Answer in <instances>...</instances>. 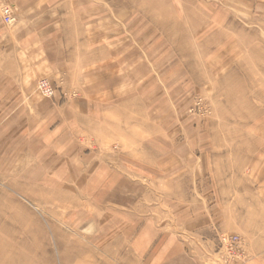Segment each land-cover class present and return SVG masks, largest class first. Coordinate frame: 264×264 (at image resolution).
Instances as JSON below:
<instances>
[{"label":"rangeland","instance_id":"374dc122","mask_svg":"<svg viewBox=\"0 0 264 264\" xmlns=\"http://www.w3.org/2000/svg\"><path fill=\"white\" fill-rule=\"evenodd\" d=\"M90 1L92 11L77 19L69 10L84 9V1L74 6L70 0L58 1L51 6L56 15L39 18L38 24L64 26L61 43L70 66L40 75L34 93L84 105L85 90L92 89L97 96L89 99L119 101L123 120L139 124L141 141L171 139L175 148L189 139L193 152L212 155L205 160L204 192L156 193L150 200L167 204L156 215L161 223L174 220L171 208L177 211L187 202L196 214L191 198H197L200 219L180 217L178 225L188 235L182 243L194 264H264V191L259 192L264 177L258 167L262 157L264 163V0ZM5 5L12 7L10 23L1 16ZM20 12L15 0H0V43L9 38L4 34L18 23ZM118 13L126 15L124 21H118ZM113 25H121L123 33L117 35ZM121 37L125 47L117 59L121 50L111 42ZM104 53L108 66L99 64ZM21 59L0 47V81ZM102 67H109L110 75L118 71L113 96H100L101 81L80 79L99 74ZM42 80L48 81L50 96L39 90ZM12 131L0 139L23 142L29 137L26 129L20 137ZM77 142L82 153L97 149L96 136L83 129ZM110 148L109 156L115 157L116 144ZM250 170L253 190L246 192ZM20 172L0 174V264H144L135 255L140 242L127 230L133 220L128 208L139 193L124 196L121 204L127 210L113 207L103 213L101 201L84 192L79 177L67 181L33 175L37 171L22 177ZM230 184L236 192H229ZM190 219L196 225L185 229Z\"/></svg>","mask_w":264,"mask_h":264},{"label":"crops","instance_id":"0c3cea01","mask_svg":"<svg viewBox=\"0 0 264 264\" xmlns=\"http://www.w3.org/2000/svg\"><path fill=\"white\" fill-rule=\"evenodd\" d=\"M15 1L21 11L20 19L5 32L4 36L9 38L4 43L1 42L0 47H4L5 53L14 51L16 55L23 56V59L0 81V114H8L0 116V135L9 136L11 133L7 131L13 130L12 135L20 137L24 134L22 130L26 129L29 137L23 142L0 139V174L7 175L10 171L20 170L22 177L31 175L30 171H37L33 175L66 178L67 181L79 177L78 182L84 192L95 194L93 201H101L99 208L103 213L113 207L126 209L121 204L124 196L139 193L140 196L132 197L133 204L128 211H131L133 220L131 223L127 222V230H132L133 241L140 242L139 251L137 249L135 255L141 257L144 264H194L184 250L182 239L188 235L181 231L179 219L186 216L188 219H200L197 198H191L197 205L196 214L195 208L190 206L192 202H187L177 208V211L172 207V213L169 211L168 214L174 220L164 223H161L156 212L167 207V204H156L150 198L162 192H204L202 179L205 160L212 155L193 152L194 143L189 139L177 144L175 148L171 139L157 142L152 137L141 141L139 124L123 120L119 101L110 103L109 99H104L98 103L89 99L97 96L92 89L85 90L88 99L86 98L84 105L78 99L58 103L37 96L33 86L40 75L58 74L67 71L70 66L65 59L66 49L61 43L64 26L62 28L59 23L51 24V21L48 24H42L43 21L38 24L40 17L56 15L51 12V6L63 0ZM76 1L78 0H70L73 4L71 6ZM79 1H84V9L72 7L69 10L76 19L77 15L92 11L90 0ZM27 2L30 3L27 5ZM101 16L108 17V13ZM115 16L118 21H124L126 15L118 13ZM119 26L121 25H113L114 30L117 29V35L123 33ZM122 38L111 42L114 49L121 50L116 53L117 59L123 56L125 44L123 40L120 41ZM108 61L106 54V57H101L99 64L108 66ZM118 64L119 60L117 66ZM101 70L99 74L81 75L80 79L88 83L101 81L100 96H113L119 89L118 71L117 74L110 75L109 67H102ZM85 71L86 69H80L81 74ZM113 128L117 131L113 132ZM82 129L86 135L96 136V150L99 153L93 149L82 153L77 142L78 131ZM125 129L129 131H122ZM111 144L117 146L115 157L109 156ZM261 159L258 167L260 176L264 177L263 157ZM31 160L36 163L30 164ZM79 165L81 167L78 171ZM251 170L250 176L246 171V192L253 190ZM262 180L260 191L258 190L261 193L264 191V179ZM213 187L214 191H220V188L216 190ZM236 191L237 188L231 189L230 184L229 192ZM110 193L118 195L110 197ZM151 201L153 204H150ZM263 204L264 202L262 206ZM98 205L95 203V207L98 208ZM249 206L254 208L251 202ZM235 215L236 213L233 214L234 217ZM193 219L187 220L185 229L194 228L196 224Z\"/></svg>","mask_w":264,"mask_h":264},{"label":"built area","instance_id":"2783aa9c","mask_svg":"<svg viewBox=\"0 0 264 264\" xmlns=\"http://www.w3.org/2000/svg\"><path fill=\"white\" fill-rule=\"evenodd\" d=\"M1 16L5 23H10L13 20L12 7L11 5H5L2 7ZM39 90L42 91L43 95L50 96L53 92L47 80H42L39 82ZM228 241H233L231 237L228 238Z\"/></svg>","mask_w":264,"mask_h":264}]
</instances>
